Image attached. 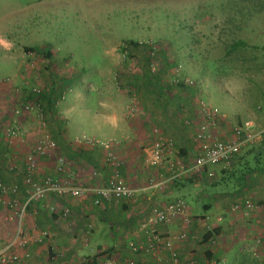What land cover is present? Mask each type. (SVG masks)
Here are the masks:
<instances>
[{"label": "crops", "instance_id": "crops-1", "mask_svg": "<svg viewBox=\"0 0 264 264\" xmlns=\"http://www.w3.org/2000/svg\"><path fill=\"white\" fill-rule=\"evenodd\" d=\"M40 1L36 0V3L41 4ZM94 71L93 74L91 71L81 74L79 78L76 75L62 76L64 78L56 76L52 82L57 88L47 85L38 94L44 106L47 123L44 127L49 129V134L44 127L42 129L56 143V148L40 156L37 176L71 181L88 189L104 184L109 169L104 162L103 149L100 146L73 145V138L83 133L98 140H110L117 157V169L125 183L136 193L131 199L102 200L99 205L92 204L94 196L90 191L76 198L48 195L41 201H31L23 218L28 243L24 247L10 246L8 254L15 252L21 262L26 260L28 264H99L103 256H112L117 264H128L129 260L141 264H160L168 260V250H159L154 254L145 253L142 249L133 251L129 242L137 245L145 240L146 235L136 231L137 223L149 205H164L177 199L186 203L184 214L188 216V223L182 221L183 215L165 225L160 224L158 229L172 237L182 228L185 230L186 240L178 242L175 247L180 259L194 256L197 264H203L206 253L210 256H229L242 244H253L256 236L263 239L264 210L246 215L242 212L230 213L228 208L233 201L243 196L264 202L263 87H256L242 98L237 94L238 82L234 83L232 89L223 86L217 77L213 80L204 75L201 78L202 91L206 92L207 85V91L211 92L209 103L214 105L213 102L221 100L230 111H222L223 117L216 121L215 129L220 137L224 138L226 127L252 120L255 128L262 131L261 141L244 146L241 156L239 154L229 168H223L221 164L216 165L217 169L211 166L194 168L184 175L169 179L166 163L159 167H148L143 162L142 148L149 141L154 127L165 136H168L165 133L176 131L178 138L186 137L189 128L195 129L197 120L190 121L192 126L189 127V123L184 121H194L197 115L200 99L193 98V94L196 96L195 90L186 84L175 89L161 80V74L150 78L144 77V71L139 77L119 74L109 61L97 66ZM130 89L135 90V97L128 94ZM250 95L255 98H250ZM243 114L253 115V119H243ZM185 115L187 118L182 121L180 118ZM189 136V144H182V139L179 143L175 142L176 149L187 165L192 163L194 132ZM244 151L249 152L244 154ZM57 156L64 158L63 172L56 169ZM94 171L99 176L93 175ZM10 174L14 176L3 173L0 178L8 187L14 184L20 187L16 198L22 202L27 197L22 185V173L19 175V172L10 171ZM228 179L230 182L233 179L232 184ZM162 181L158 187L154 186L155 182ZM50 204L67 206L70 209L69 216L62 218L50 214L47 210ZM9 212L0 206V251L15 233V223L8 219ZM209 216L213 221H209ZM225 216H228V222ZM256 228H259L257 235ZM226 229L232 230L236 236ZM42 230H48L50 236L40 242L34 241L31 235ZM207 231H211L210 237L202 240V235ZM45 250H49L47 257H39L45 256L39 254ZM157 256H161L162 260ZM259 257L264 259L263 256ZM6 264L22 263L9 261Z\"/></svg>", "mask_w": 264, "mask_h": 264}, {"label": "rangeland", "instance_id": "rangeland-1", "mask_svg": "<svg viewBox=\"0 0 264 264\" xmlns=\"http://www.w3.org/2000/svg\"><path fill=\"white\" fill-rule=\"evenodd\" d=\"M40 2L0 0V174L14 176L11 171L21 175V170L8 168L10 162L29 152L39 136L49 134V129L39 122L32 110L17 118L16 124L22 132L20 138L8 145L3 136L4 130L13 124L12 113L16 107L33 102L44 108L38 94L47 85L57 88L52 82L56 76L76 75L79 78L89 71L93 74L105 61L126 76L139 77L143 71L147 78L161 74V80L175 89L186 84L195 90L193 98L216 108L219 119L224 112L230 111L221 100L213 102L214 105L209 103L211 92L207 91V85L206 92L202 91L204 75L213 80L217 77L229 88L238 82L237 94L242 98L256 87L264 88V0ZM127 40L148 42L151 48L145 53L148 60H144V54L134 56V52H125L122 43ZM26 47L33 49L25 50ZM46 51L48 55H45ZM188 80L192 84L189 85ZM33 87L40 90L36 97L31 91ZM127 92L135 97V90ZM243 115V119H253V115ZM185 118L186 115L180 119ZM194 119L193 122L196 116ZM43 127L48 134L44 133ZM190 131L193 133L194 127L181 138L177 137L176 131L165 134L174 142L179 143L182 139V144H189ZM216 165L220 164L211 167L217 169ZM232 181L229 182L232 184ZM19 192L0 194V206L9 210L12 199L21 203L16 198ZM209 217V221H213ZM225 218L228 222V216ZM258 229L254 232L256 235ZM226 231L235 235L230 229ZM254 240L253 244H242L234 249L229 256H213L211 260L214 264H264V259L259 257H264V237L256 236Z\"/></svg>", "mask_w": 264, "mask_h": 264}, {"label": "built area", "instance_id": "built-area-1", "mask_svg": "<svg viewBox=\"0 0 264 264\" xmlns=\"http://www.w3.org/2000/svg\"><path fill=\"white\" fill-rule=\"evenodd\" d=\"M139 45H146L148 49V42L138 40ZM124 51L129 52L130 46L125 42L122 43ZM151 54L150 52H148ZM150 65V64H149ZM151 71L154 70L150 66ZM190 85L192 82L187 81ZM37 96L40 91L38 88H31ZM197 115L193 137V147L191 156V165H187L183 161L182 156L176 149L173 138L163 135L156 127L151 131L150 139L146 145L142 148V160L148 167H159L166 163L167 170L169 171V179L184 175L191 169H203L215 164H221L223 168H229L230 164L235 159L243 148V146L253 145L261 141L262 131L255 128V124L252 120H247L239 124H235L232 127H226L224 132V138H221L215 129L216 121L220 115L216 108H211L202 100H198L197 103ZM34 111V115L39 122L44 126L45 113L40 103L27 102L16 107L12 113L14 118L13 124L8 126L4 132V140L8 145L13 143V140L20 138L22 132L17 123L18 117L25 113ZM223 117V116H221ZM186 124L191 123L190 120H184ZM73 145L76 147H93L100 146L103 149V157L106 166L109 169V175L104 184H97L94 187L86 188L82 185L73 184L71 181L52 178L49 176L38 177L37 168L39 158L42 154H46L48 151H52L56 148V143L50 139L47 135H42L37 138L31 150L19 159L12 160L8 166L10 170L21 169L22 172V185L25 187L27 197L26 199L18 203L15 199H12L9 206L8 219L15 223L14 236L9 240L3 249L0 251V263L6 264L9 261L20 262L22 264H28L26 260L21 262L20 257L15 252L8 254L9 248L12 245H18L20 247L26 246L28 243L27 234L23 227V218L27 210V206L31 201H41L48 195H53L57 198H76L84 195L87 191L93 194L92 204L99 205L102 200L111 201L119 199H131L134 197L136 190L130 187L122 179L119 170L117 169V157L112 150V144L110 140L103 141L95 139L94 137L87 136L83 133L73 138ZM64 158L57 156L56 169L59 172L64 171ZM93 175L99 176V173L94 171ZM162 182H155L154 186L158 187ZM8 191L11 193L19 192V186L14 184L10 187L1 182L0 179V194L4 195ZM144 216L137 223L138 233L146 235L145 240H141L140 243L134 244L129 242V247L133 251L142 249L145 253L154 254L159 250H168L169 258L166 260V264H197L194 256H188L180 259L175 251L178 242H184L186 240L187 233L182 228L176 236L166 234L158 229L160 224H167L171 221L177 220L182 217V221L188 223V216L184 214L186 211V203L182 199H177L173 202L166 203L164 205L152 204L148 206ZM48 209L52 215L66 218L70 214V209L67 206H60L58 204H50ZM264 210V202L260 200H254L248 196H243L238 200L232 202L229 206V212H242L244 214H252ZM210 230V228H208ZM50 236L48 230H42L31 235V238L40 242L42 239ZM39 257H47L49 250H45L43 253H39ZM162 260L161 256H157ZM161 262L160 264H165ZM99 264H117V261L112 256H103V259L99 260ZM128 264H141L136 263L133 260H129ZM204 264H214L212 260L206 261Z\"/></svg>", "mask_w": 264, "mask_h": 264}, {"label": "trees", "instance_id": "trees-1", "mask_svg": "<svg viewBox=\"0 0 264 264\" xmlns=\"http://www.w3.org/2000/svg\"><path fill=\"white\" fill-rule=\"evenodd\" d=\"M125 42V44L127 43L128 44V46H130V50H129V52L131 53V52H134V56H135V54L137 53V54H144V60H148V56L145 54L146 53V50H147V46L146 45H144V44H142V45H139L138 43H137V41H135V40H127V41H124ZM237 43H239V42H237ZM236 43V44H237ZM236 44H234V45H236ZM25 50H29V49H33V48H28V47H26V48H24ZM49 53H48V51H46L45 52V55H48ZM133 54V53H132ZM180 86H182V84H180ZM244 147V146H243ZM241 150H243L242 148H241ZM241 150H240V152H241ZM240 152L238 153V154H236V156H235V158L236 157H238L239 156V154H240ZM249 151H244V154H246V153H248ZM241 155V154H240ZM235 175V174H234ZM237 178V177H236ZM1 179V178H0ZM1 182L3 183V181H2V179H1ZM4 184V183H3ZM204 209H207L206 207H204ZM214 232H217V230H214ZM210 234H211V231H207V232H205L203 235H202V240H206V239H208L209 237H210ZM206 255L207 256H205L206 257V261H208V260H211L212 259V257L213 256H210V254L209 253H206ZM205 261V262H206ZM204 262V263H205ZM91 263V262H90ZM203 263V264H204ZM92 264V263H91Z\"/></svg>", "mask_w": 264, "mask_h": 264}]
</instances>
